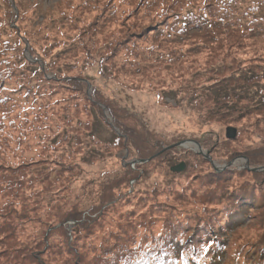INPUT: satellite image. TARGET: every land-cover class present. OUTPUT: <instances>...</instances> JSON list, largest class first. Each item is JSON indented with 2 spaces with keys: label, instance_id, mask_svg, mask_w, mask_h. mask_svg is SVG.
<instances>
[{
  "label": "rangeland",
  "instance_id": "374dc122",
  "mask_svg": "<svg viewBox=\"0 0 264 264\" xmlns=\"http://www.w3.org/2000/svg\"><path fill=\"white\" fill-rule=\"evenodd\" d=\"M215 1L0 0L1 65L13 69L10 78L2 79L0 92L5 99L8 88H17L15 99L0 102V164L15 167L25 162L29 169L23 172L39 170L25 177L30 183L27 193L35 191L30 205L25 203L28 210L41 204L36 201L44 199L45 184L55 186L52 199L43 201L48 207L62 203L65 211L80 215L54 227L71 225L64 239H56L55 254L47 252L50 242L43 238L42 258L51 256L48 264H96L110 254L108 250L148 241L145 237L154 234L152 229L159 232L177 218L202 214L204 207L209 221H216L218 215L231 213L222 212L224 196L242 192L251 182L256 189L245 190L238 199L255 203L248 205L247 215L225 228L226 251L241 253L246 242H257L262 224L257 228L253 220L260 211L255 204L264 198V173L250 169L251 153L236 157L248 160L244 166L229 165L226 157L239 141L236 150L242 152L264 144V54L256 52L257 46L263 48L264 32L258 35L263 44L244 41L237 53L228 46L249 35L239 27L205 43L203 32L188 37L195 35L190 32L185 35L188 40L174 35L177 25L167 26L177 14L189 9L203 12L208 10L205 4ZM232 4L240 6L220 11L219 16L229 15L233 23L249 29L252 20L264 16V0ZM215 41L225 43L224 52L212 49ZM207 57L222 70L196 73ZM251 73L254 80H247ZM216 90L219 94L214 96ZM106 104L120 124L147 132L146 141L141 136L124 139ZM229 126L238 128L236 138L228 137ZM183 139L199 141L214 164L193 147L180 146L164 162L130 165L142 153ZM178 160L186 167L174 172L170 166ZM6 175L1 174L5 184ZM46 210H51V220L55 211ZM40 232L37 228L33 234L38 237ZM27 253L26 259L33 261ZM113 258L114 254L107 259Z\"/></svg>",
  "mask_w": 264,
  "mask_h": 264
},
{
  "label": "trees",
  "instance_id": "16d2710c",
  "mask_svg": "<svg viewBox=\"0 0 264 264\" xmlns=\"http://www.w3.org/2000/svg\"><path fill=\"white\" fill-rule=\"evenodd\" d=\"M232 1L234 0H219L218 2L215 1L217 4H205L204 6L208 10H204L203 12L201 11L199 13L190 9L187 10V14H185L184 11L179 14L176 13L178 17L177 20H169L167 26L175 27L177 25V28L174 31V35H180L184 38L186 37L185 35L189 34L190 32L195 33V35H187L188 37L199 36L200 33L203 32L207 36L205 38V43L209 42L210 38L212 39V37L216 40L223 39V37L221 36L227 33L229 29H235L236 27H239L241 30H243V33H246V31H248L249 35L245 38V40L239 38L241 40L231 42V46H228L229 49L236 50L237 53L239 52L240 47L242 48L243 46H245L244 41H248L250 43H261L258 35L260 34V31L264 32V16H260V19H262L260 21L257 18L255 20H252L253 26L250 29L247 25H242L241 23H233V19H228L229 15L219 16L220 11H228L230 7L235 9L240 6V4H232ZM142 5L151 6L153 4ZM192 12L195 14L194 18L192 17ZM159 29V32L161 33L165 31V28H163L162 24L160 25ZM188 37H186L185 39L189 40L190 38ZM210 42L212 43V41ZM213 43V45L211 44L212 49H217L220 52V48H222L221 52H224V42L215 41ZM191 46H195V43H193ZM257 47L259 48V50H257L256 52L262 50L261 54H264V44L263 48H261L260 46ZM150 49L158 50V47L151 46ZM132 51L136 53L135 50L132 49ZM226 52L230 53L231 50H226ZM215 57H220V55L216 54ZM225 58L226 57L224 56L223 59ZM261 59H264V56ZM1 62L2 59H0V90L2 89V79L6 77L10 78L9 76L13 75V69H11V66H2ZM219 62H222V59ZM216 63L217 64L214 65V61L212 60V58L207 57L206 65L202 68H196V73L202 72V70H206L209 71L207 74L211 75L212 73H216V71L218 70H222L220 64L218 62ZM254 77L255 74L251 73V75L247 77V80H254ZM210 81H212L211 83L215 84V81ZM8 83H12V80H8ZM218 86L221 85H215V87ZM11 87L13 88H8V90H6L10 94H4L5 99L3 98V94L0 92V102L1 99H4V102L10 99H15L17 95V88H15V86ZM217 92L218 91L216 90L215 94L213 95L217 96L219 94ZM101 102L102 100L99 103L101 104ZM106 107L109 109L111 115L113 113L114 116H112L114 117L115 125H117L119 131L122 132L124 139L126 137L125 135H128L129 142L130 138L132 140H135L136 137L139 138L141 136V138L144 137L142 139V142L146 141L147 132H144L143 130L139 131L134 126L131 127L130 123L127 125L120 124L117 117H115L114 112H112V106L110 104H106ZM110 129L112 128L110 127ZM1 139L2 138L0 137V147ZM240 143L241 141H239L236 148L240 145ZM236 148L235 152L230 153L226 157V160L228 162L236 158L238 155L251 153L254 159L251 157L250 164L254 165L253 167L264 166V144L258 146H249L248 148H245V152H242V150H236ZM176 149H178V147H173L171 149L163 151L162 147L156 149L154 148L151 153H142V157H140L139 159H148V161L144 163V165L146 166L151 165V163L155 162L158 159L160 161L163 160L164 162V158H167V155L171 151H174ZM210 153L212 155V152ZM179 162L180 161L178 160L174 164H177ZM28 165L29 164H26L24 162L23 164H18L13 167L11 164L5 165L3 161H1L0 164V167L3 170L0 172V264H48L46 261L50 260L51 256L48 259L42 258L44 255L42 249L46 245L43 241V238H46L50 242V244H48L49 247L47 252L55 254L56 239H64L63 236H67V232L70 229L71 225L69 224L66 227H64L63 225H59L57 228L54 227L59 223L61 224L65 222L66 220H77L80 218V215L76 210L65 211L61 206L62 203H56L54 207H48L43 202L46 199L51 200L54 196L51 195L55 190L54 185H50L48 187L44 184V199H39L38 201H36V203L41 204H39V206L35 210L31 211V209H27L28 207L25 208V203H28L30 205L32 196L33 194H35V191H33V194H31L27 193V191L25 190L27 187H30V183L28 182L29 180H27L25 177L27 174L34 176V173L39 171H28L26 173L23 172L24 169H29ZM5 170H7L6 172H8L9 174H11L9 171L12 170V172L14 173L11 174L12 177L6 175L4 172ZM211 172L215 173L214 171ZM253 172L254 174L262 176L264 170ZM1 174L6 175V184L4 182H1ZM259 183L260 186H262L263 183L260 181L258 182V184ZM250 184H252V182L247 185L248 187L245 186L240 193L230 192L229 194L224 196L226 199L224 200L225 206H223L222 212L231 210L230 214L223 216L222 213L221 216L218 215L216 221H209L211 219V216L207 217L205 215L204 207V211L202 212V214L197 212L196 214H190L188 216H185L184 218H177L181 220L176 219L169 226H164L163 229L159 230V232L155 229H152L151 231L154 234L145 237V239H147L148 241H131L128 246L125 244L122 246L123 249H119L118 251L108 250L107 247V253L110 254L105 259L99 262L96 261V264H225V259H227L228 257H230V261L228 260L229 262L227 264H264V198L261 196L259 201L255 204L258 206L260 211L257 210L256 213L258 217H254L253 220L255 225L258 224L260 226L262 224V229L260 228L261 231L257 233V242L255 243V240H251L248 244L249 246L246 242L244 245L245 250L241 253L235 252L234 250H231V252L226 251L228 243L225 239V228L231 223L239 221L243 215H247L250 211V207H248V205L253 204V202L255 203V201H250L249 199L248 201L250 202L242 204L238 199V197H242L241 194L245 190L256 189L255 186H251ZM46 186L48 189L46 188ZM8 187L12 188L8 189ZM19 188L22 190H19ZM230 200H233L232 204H230ZM244 200L247 199L245 198ZM19 205H21L25 209L18 211L17 207H19ZM47 208L53 209L55 211V213L52 214L51 220L49 218V213H51V210L47 211ZM1 209L6 211H3ZM253 213L255 214V212ZM162 217H164L165 219L168 217V219L170 220V216L163 215ZM183 220L192 221L191 224H189V222H183ZM212 220H214V218ZM225 221L226 223H224ZM214 222L217 225L214 226ZM222 223H224V225ZM204 224L205 226H209L207 227V230L203 228ZM37 228L41 229L39 235L40 237L34 236L33 234ZM46 229H50V231H46ZM223 234L224 237L221 236ZM39 238V241H37L35 244H32L34 239L38 240ZM93 248L94 247H92V249ZM27 251H29L30 256L33 258V261L26 259L29 255ZM228 253L229 255H227ZM113 254L114 258L108 260L107 258Z\"/></svg>",
  "mask_w": 264,
  "mask_h": 264
},
{
  "label": "water",
  "instance_id": "95a60500",
  "mask_svg": "<svg viewBox=\"0 0 264 264\" xmlns=\"http://www.w3.org/2000/svg\"><path fill=\"white\" fill-rule=\"evenodd\" d=\"M236 136H237V129L235 127H233V126L228 127V137L229 138H235ZM190 141L197 145V147L199 148V150H198L199 153H202V154H205L206 156H208L209 153L206 154L205 150L202 148V146L197 141H194V140H190ZM183 144L185 145V141L173 144V145L169 146L168 148H172V147H175V146H180V145H183ZM208 158L210 159V157H208ZM211 162L214 164L213 161H211ZM230 163H232V162H230ZM247 163H248V160H247ZM184 168H185V163L184 162H180L179 164L173 166L171 169L173 171H182ZM254 170H260V168H254Z\"/></svg>",
  "mask_w": 264,
  "mask_h": 264
},
{
  "label": "bare ground",
  "instance_id": "6f19581e",
  "mask_svg": "<svg viewBox=\"0 0 264 264\" xmlns=\"http://www.w3.org/2000/svg\"><path fill=\"white\" fill-rule=\"evenodd\" d=\"M187 146H191V147H193L195 150H199V148L197 147V145L195 144V143H193V142H186L185 143ZM240 163V166H244L245 165V163H246V160H244L243 158H236L235 160H234V163Z\"/></svg>",
  "mask_w": 264,
  "mask_h": 264
}]
</instances>
